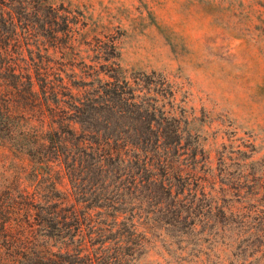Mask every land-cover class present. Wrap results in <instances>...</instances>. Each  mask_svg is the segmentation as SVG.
Masks as SVG:
<instances>
[{
    "label": "trees",
    "instance_id": "obj_1",
    "mask_svg": "<svg viewBox=\"0 0 264 264\" xmlns=\"http://www.w3.org/2000/svg\"><path fill=\"white\" fill-rule=\"evenodd\" d=\"M75 35L51 0H0V145L27 160L0 165V264H138L150 225L207 227L179 124L116 40Z\"/></svg>",
    "mask_w": 264,
    "mask_h": 264
},
{
    "label": "rangeland",
    "instance_id": "obj_2",
    "mask_svg": "<svg viewBox=\"0 0 264 264\" xmlns=\"http://www.w3.org/2000/svg\"><path fill=\"white\" fill-rule=\"evenodd\" d=\"M51 1L76 39L116 40L130 80L157 92L195 200L211 208L189 243L150 225L138 264H264V0ZM8 156L7 172L27 163L0 145V165Z\"/></svg>",
    "mask_w": 264,
    "mask_h": 264
}]
</instances>
